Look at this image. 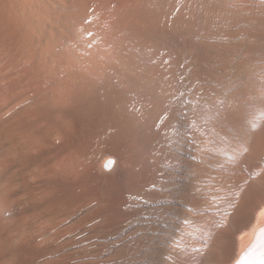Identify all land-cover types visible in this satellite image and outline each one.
I'll return each mask as SVG.
<instances>
[{"label": "rangeland", "instance_id": "1", "mask_svg": "<svg viewBox=\"0 0 264 264\" xmlns=\"http://www.w3.org/2000/svg\"><path fill=\"white\" fill-rule=\"evenodd\" d=\"M208 2L0 0V264H110L122 255L112 245L117 234L134 233L130 164L163 143L153 127L164 111L159 101L182 87L177 77L187 73L179 64L193 52L190 80L221 70L231 76L234 91L215 101L234 113L233 136L245 131L252 104L245 87L264 85V0H212L209 8L200 7ZM222 21L231 28L221 27ZM133 37L141 51L154 50L158 63L142 55L129 89L114 68L117 60L137 55L130 51ZM160 53L171 56L169 81ZM213 115L202 108L191 135L201 124L213 128ZM170 117L176 119L175 111ZM252 128L245 140L262 147L264 131ZM180 139L190 168L164 194L170 204L162 206L163 224L155 215L159 209L150 211L148 264H160L159 249L189 198L203 199L215 183L208 168L190 162Z\"/></svg>", "mask_w": 264, "mask_h": 264}, {"label": "bare ground", "instance_id": "2", "mask_svg": "<svg viewBox=\"0 0 264 264\" xmlns=\"http://www.w3.org/2000/svg\"><path fill=\"white\" fill-rule=\"evenodd\" d=\"M245 89L248 94L247 97L252 100L250 106L251 114L245 123L246 129L249 132L252 127H255L258 130L264 131V85L259 82H252V84L246 86ZM171 117L168 119V123L173 122V117ZM124 125L125 124H123V127ZM125 126H127V124ZM195 128L196 127L193 129ZM242 128L236 130L234 133V136H242L244 141L243 144L239 146V151H237L236 142L232 137L223 142L224 138L218 134V130H215L214 127L207 128L201 124V126L197 127L195 133L192 134L193 142L187 143L185 152L189 158L191 157L190 162L196 168H208L210 170L209 172L213 173L215 183L213 186H210L209 192H207L208 194L204 195L205 197L203 199H200L201 196H191L189 193L191 197L189 196V202L185 201L187 202L186 208L184 206L186 209L185 213L179 217L177 223L174 224L173 222V229H171L173 230L172 237L166 243L164 242L159 249L160 253L157 258H159L160 264H175V256L169 258V253L177 245L180 250L188 253H191L193 248L201 246L207 222L213 219H219L222 213L227 210L226 202L231 198V193L233 192L239 193V197L237 207L231 210V223L229 227L216 235L214 240L215 247L212 250V254L210 256L201 257V259L205 261L212 260L215 261L216 264H264V142H262V147H255L257 144H261L257 142H255L254 146L248 145V140H245V136H247L248 133L246 129L244 131ZM128 129H126V131ZM129 132L130 130L127 133ZM119 134L118 137L120 136ZM263 135L262 137H264ZM126 137H128L127 134ZM257 140H260L259 137ZM249 142L252 144L253 141L249 140ZM160 144H162V142ZM160 144H158V146ZM158 146H154L155 148L150 147V150H148V148L145 159H134L135 161L130 164L129 176L131 184H129L131 189H129L131 190V196L128 195V197H131L134 232L143 231L145 225H147L149 229L151 228L150 224L152 219L150 222L146 221L144 215L150 216V211L154 209L153 207L159 200L157 197L160 194L158 195V193L154 192L148 196L151 204L145 205L143 203H137L136 201L137 194L143 193L144 189L157 179V170L162 167L164 158L159 156L158 153L160 151H167V149L158 148ZM179 157L182 158L184 165L187 166L189 164L186 157L179 156L175 151L169 153V159L171 161H173V159L175 161ZM193 157H195V159H193ZM202 171L201 169V172ZM196 172L200 174V170ZM191 175L193 176V174ZM204 175L207 176V174ZM212 179L213 178H211V180ZM194 180H196V178ZM195 182L199 181L196 180ZM199 193L198 195H200ZM192 206H195V210L188 211ZM186 217L188 218L187 223H185ZM159 226L161 227V225ZM145 240L148 241L147 237H145ZM144 258L147 261V252Z\"/></svg>", "mask_w": 264, "mask_h": 264}, {"label": "snow or ice", "instance_id": "3", "mask_svg": "<svg viewBox=\"0 0 264 264\" xmlns=\"http://www.w3.org/2000/svg\"><path fill=\"white\" fill-rule=\"evenodd\" d=\"M212 0H209L207 4H201L200 7H210L212 5ZM221 27L231 28V24L227 21H222ZM139 38L133 37L130 41L132 48L130 51H136L135 56H126L121 60L115 62L116 67L114 72L118 77H121L124 81L123 86L129 89L135 86V68L137 67V61L141 59L142 55L149 56V62L152 64L158 63L154 58V50L148 47L141 51L136 47ZM260 42L264 45V37H261ZM264 51V50H262ZM162 57H165L164 53H160ZM196 53L193 52L192 56L185 59L179 64V67L184 70L185 74H180L177 77V83L181 84L182 87L178 90H170L165 94L166 98L160 99L159 103L163 106L164 111L162 116H158L153 127L160 132L163 137V143L161 144L162 149H167V151H160L159 156L164 158L162 167L157 170V179L148 185L144 192L137 194V203H143L145 205L151 204L148 196L152 193H159L161 198L157 201L154 207L159 210L155 212L159 221L163 224L164 218L167 215L164 208L165 204L170 203V200L165 193H170L173 189L177 188L178 184L181 182L182 173L187 170L188 166L184 165L180 161H171L169 159V153L175 151L178 155H183L181 147V137L185 143H192L193 137L190 134L191 129L196 123V119L201 116L202 108L214 113L212 118V124L215 130H218V134L222 135L224 138L232 136L237 145V151H239V146L243 144L242 136L232 134V128L230 126V120L234 113L231 109L225 106V103L221 101L219 104L215 102V97L218 94L228 95L234 91L230 86L231 76L224 71H219L215 77L209 78L197 76L195 80H190L189 77L192 76L193 71L196 67L195 65ZM161 67L164 69L165 75L163 79L165 81L171 80V56H166L163 59ZM115 83L120 84L121 79H116ZM208 84L211 87L205 89L203 85ZM172 89V86L169 85ZM191 94V96L189 95ZM157 101H150L148 106L150 108L156 105ZM143 109L141 104L138 108L134 110L140 111ZM172 111L176 112V119L172 123H168L169 116ZM246 151V149H245ZM195 159V157H193ZM198 189L194 188V192ZM239 193H231V198L227 200V210L222 213L219 219H213L207 222L206 231H204V238L201 241V246L192 249L191 253L180 250L177 245L169 253V258L175 256V264H216L212 260H203L201 257L210 256L212 250L215 247L214 240L216 235L222 230L229 227L232 217V209L236 208L238 205ZM195 210V206H192L188 211ZM5 211H10L6 209ZM143 215V214H142ZM146 221L151 220L150 216L144 215ZM188 222V218H185V223ZM131 225V222H129ZM153 232L145 225L143 231H136L132 235H127L125 232L123 236L117 234L116 240L113 243V249H119L122 255L111 261L110 264H147L144 258L145 253L148 251L149 241L145 240V237H151Z\"/></svg>", "mask_w": 264, "mask_h": 264}]
</instances>
